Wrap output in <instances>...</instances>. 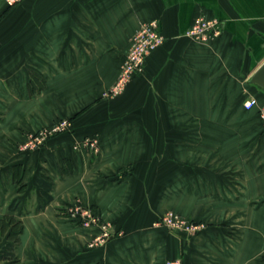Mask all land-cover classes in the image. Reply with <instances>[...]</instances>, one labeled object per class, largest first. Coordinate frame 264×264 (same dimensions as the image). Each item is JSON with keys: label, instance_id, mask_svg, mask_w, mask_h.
<instances>
[{"label": "crops", "instance_id": "obj_1", "mask_svg": "<svg viewBox=\"0 0 264 264\" xmlns=\"http://www.w3.org/2000/svg\"><path fill=\"white\" fill-rule=\"evenodd\" d=\"M28 1L0 0V220L22 223L17 264H264V91L248 82L264 62V0H40V21ZM200 16L222 35L187 37ZM153 20L164 45L104 99ZM59 119L73 130L21 149ZM76 204L114 237L89 248L101 231L67 214ZM168 211L208 227L157 225ZM7 242L6 232L0 249Z\"/></svg>", "mask_w": 264, "mask_h": 264}, {"label": "built area", "instance_id": "obj_2", "mask_svg": "<svg viewBox=\"0 0 264 264\" xmlns=\"http://www.w3.org/2000/svg\"><path fill=\"white\" fill-rule=\"evenodd\" d=\"M7 5L13 6L20 0H5ZM222 23L215 18L208 19L204 16L194 20L191 29L186 32V36L198 42L207 43L217 39L222 35ZM165 37L159 29L156 20L142 23L133 37L129 50L123 60L117 81L103 93V97H119L124 93L134 77L144 73L147 58L151 53L164 45ZM259 102L251 97L244 102V107L248 111L258 107ZM262 121H264V105L259 108ZM73 130V122L70 119H59L50 126L41 128L35 133H30L27 141L21 146L22 150L35 151L43 147L52 137L70 132ZM86 147H90L94 152H99V144L96 139L84 141ZM69 216L78 221L84 228L98 227L100 234L93 239L89 247L101 246L107 243L115 235V230L111 223L102 219L91 207L76 204L68 208ZM158 224L169 227L176 232H200L204 229L198 222H190L173 212H167ZM0 264H2L0 262ZM166 264H184L180 258L170 259Z\"/></svg>", "mask_w": 264, "mask_h": 264}, {"label": "trees", "instance_id": "obj_3", "mask_svg": "<svg viewBox=\"0 0 264 264\" xmlns=\"http://www.w3.org/2000/svg\"><path fill=\"white\" fill-rule=\"evenodd\" d=\"M38 184L42 187L45 203H49L52 200L50 192L52 190V182L45 176L37 180ZM14 202L10 208L14 210L16 208ZM22 223L15 218L6 216L0 220V241L4 238L7 232L8 242L0 249V262L2 264H17L18 258L16 256L15 248L17 245L18 237L22 232Z\"/></svg>", "mask_w": 264, "mask_h": 264}, {"label": "rangeland", "instance_id": "obj_4", "mask_svg": "<svg viewBox=\"0 0 264 264\" xmlns=\"http://www.w3.org/2000/svg\"><path fill=\"white\" fill-rule=\"evenodd\" d=\"M25 1H26V0H20V2L23 3V4H24ZM20 2H19V3H20ZM21 3L18 4L17 7H18L19 5H20L21 7H23L24 5L21 4ZM27 4L30 5L31 7H33V9L29 7V10L32 9L31 11L34 12V13L31 14V21H40V9H39V8H40V0H29V1L27 2ZM22 5H23V6H22ZM150 22H151V21H150ZM137 31H138V30H137ZM135 35H136V33H135ZM135 35H134V36H135ZM134 36H133V37H134ZM119 73H120V72H119ZM118 76H119V75H118ZM116 81H117V80H116ZM116 81H115V82H116ZM125 91H126V90H124V93H125ZM124 93H123V94H124ZM123 94H121V96H122ZM119 97H120V96H119ZM252 97H254V96H252ZM103 98H104V97H103ZM110 98L114 99V98H117V97H106V98H104V99H110ZM254 98H256V97H254ZM260 118H261V117H260ZM49 126H50V125H49ZM45 127H46V126H45ZM39 130H40V129H39ZM39 130H38V131H39ZM194 130H195V129H194ZM194 130H193V131H194ZM36 132H37V131H36ZM34 133H35V132H34ZM68 208H69V207H68ZM68 208H67V210H66L67 214H69V212H68ZM168 212H173V211H168ZM173 213H176V212H173ZM176 214H177V215H180V216L183 217V218H185L184 216H182V215L179 214V213H176ZM164 215H165V214H164ZM164 215H163V216H164ZM163 216H162V217H163ZM185 219L188 220L187 218H185ZM160 221H161V219L157 222V225L164 226V225H162V224H158ZM189 221H190V220H189ZM190 222H196V221H194V220L192 221V220H191ZM198 223H200V225H203V226H204V229H206V228L208 227V223H207L206 221H199ZM165 227H166V226H165ZM167 228H169V227H167ZM169 229H170V228H169ZM204 229H203V230H204ZM171 230H172V229H171ZM173 231H175V230H173ZM175 232H176V231H175ZM177 232H178V231H177ZM200 232H201V231H200ZM180 233H184V234L186 233V234H188V235H195V234H197V233H199V232H196V231H195V232H193V231H190V232H189V231H188V232H186V231H180ZM96 237H97V236H96ZM96 237H95V238H96ZM95 238H94V239H95ZM92 242H93V241H92ZM105 244H106V243H105ZM95 247H97V246H95ZM95 247H89V248H95Z\"/></svg>", "mask_w": 264, "mask_h": 264}, {"label": "water", "instance_id": "obj_5", "mask_svg": "<svg viewBox=\"0 0 264 264\" xmlns=\"http://www.w3.org/2000/svg\"><path fill=\"white\" fill-rule=\"evenodd\" d=\"M248 82L252 85L258 86L264 91V62L251 75Z\"/></svg>", "mask_w": 264, "mask_h": 264}]
</instances>
